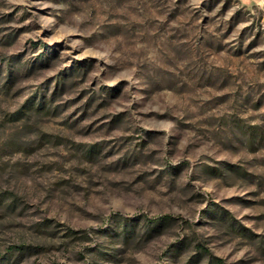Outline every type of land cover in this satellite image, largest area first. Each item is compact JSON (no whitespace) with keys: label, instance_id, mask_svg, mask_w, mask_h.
I'll return each mask as SVG.
<instances>
[{"label":"rangeland","instance_id":"obj_1","mask_svg":"<svg viewBox=\"0 0 264 264\" xmlns=\"http://www.w3.org/2000/svg\"><path fill=\"white\" fill-rule=\"evenodd\" d=\"M0 264H264V5L0 0Z\"/></svg>","mask_w":264,"mask_h":264},{"label":"trees","instance_id":"obj_2","mask_svg":"<svg viewBox=\"0 0 264 264\" xmlns=\"http://www.w3.org/2000/svg\"><path fill=\"white\" fill-rule=\"evenodd\" d=\"M167 219H170V217L169 216H161V217H156V218L150 219V221L167 220Z\"/></svg>","mask_w":264,"mask_h":264},{"label":"built area","instance_id":"obj_3","mask_svg":"<svg viewBox=\"0 0 264 264\" xmlns=\"http://www.w3.org/2000/svg\"><path fill=\"white\" fill-rule=\"evenodd\" d=\"M255 3L264 5V0H254Z\"/></svg>","mask_w":264,"mask_h":264}]
</instances>
